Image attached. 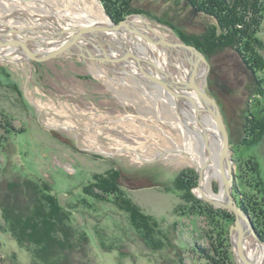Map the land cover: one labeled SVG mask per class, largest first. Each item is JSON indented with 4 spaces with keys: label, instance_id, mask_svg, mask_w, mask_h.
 <instances>
[{
    "label": "rangeland",
    "instance_id": "1",
    "mask_svg": "<svg viewBox=\"0 0 264 264\" xmlns=\"http://www.w3.org/2000/svg\"><path fill=\"white\" fill-rule=\"evenodd\" d=\"M99 1L79 0L78 3L92 11L94 16L109 20L108 16H112L103 1ZM127 2V7L130 6L128 11L131 12L124 18L141 14L169 39L183 40L179 30L198 35L203 26L215 22L193 13L190 7L183 4V0L168 3L161 0ZM119 3L111 0L110 7L120 10L122 4ZM54 11L62 15H56ZM84 13L71 0H0L1 17L16 27L31 25L39 28V31L51 32L56 28L91 23V17ZM259 18L253 21L249 18L243 25L247 30L249 26L252 31L256 29L255 33L253 31L255 45L257 47L258 44L263 56L264 12ZM32 35L43 36L40 32ZM136 37L140 36L104 32L101 38L87 41V45L97 53L100 50L96 45L101 42L107 53L111 48L114 52L126 49L165 65L155 53L148 52L143 46L146 44H141L142 41ZM31 43L40 48L34 41ZM55 45L50 44L42 50ZM95 47L98 51H95ZM119 54L122 53H117L116 57ZM10 55L15 60H0V182L19 177L48 181L61 203L66 207L72 206L73 224L89 232L93 264H210L202 251L208 249L215 254L212 244L219 247L217 240H222L223 235L220 238L219 229L205 214L184 208L187 202L181 198L179 191L172 188L175 179L183 171L190 179L196 176L192 191L197 198L215 209L235 213L215 206L198 194V188L202 185L200 171L186 154L200 150L202 140L205 149L209 148L210 141L202 130L200 144L197 139L192 140L193 151L187 149L182 128L178 126L184 119L170 101V98L176 99L172 95L166 96L168 92L166 95L164 91L160 92L156 83L147 80L143 73L141 76L135 67H130L133 58L115 63L73 53H64L45 61L30 60L17 51ZM205 56L208 63L206 89L218 102L230 135L236 178L233 195L240 193L239 198L244 199L246 191L253 193L254 189L248 184L255 175L250 174V180L242 182L240 167L243 162L254 159L264 180V136L252 142L251 131L246 128L247 118L264 119V73L258 72L254 77L229 49ZM173 61L177 65L180 63L178 57H173ZM124 62L128 64L127 67H122V64L126 66ZM178 73L182 75V72ZM180 77L185 78L184 75ZM175 81L180 82V78H175ZM156 95L165 97L159 99ZM185 104L180 103L181 110L186 108ZM188 112L186 125L197 127L194 120L199 121V113L192 108ZM206 117L209 125L208 113ZM190 129L194 132L197 130ZM206 129L212 133V125ZM135 151L142 152L144 159L132 153ZM111 173L120 175L118 183L123 193L137 203L145 214L156 218L160 227L168 230L173 246H167V241L166 245L162 242L165 245L163 249H151L155 246L146 242L132 228L129 216L112 200H96L84 194L85 185L95 179L106 181ZM207 187L213 193L224 190L222 181L216 178L211 180L209 186L205 185L206 191ZM4 190L1 185L0 199L4 197ZM96 191L104 193L100 189ZM82 199H86L91 206L81 202ZM250 215L256 227L253 215ZM220 220L221 223L226 221L224 217H220ZM235 220L229 224L226 233L230 242L227 248L232 259L239 264L230 234ZM2 221L0 209V224ZM253 241L254 245L264 248V243L259 245ZM223 243L222 249H225ZM0 264H31L28 252L2 228Z\"/></svg>",
    "mask_w": 264,
    "mask_h": 264
},
{
    "label": "trees",
    "instance_id": "2",
    "mask_svg": "<svg viewBox=\"0 0 264 264\" xmlns=\"http://www.w3.org/2000/svg\"><path fill=\"white\" fill-rule=\"evenodd\" d=\"M102 1L116 22L131 12L128 11L130 8L127 7L128 0H117L122 4L120 10L110 7L111 0ZM161 1L168 3L176 0ZM183 2L194 11L193 13L215 20L214 23L207 24V27L203 26L198 35L179 30L184 41L196 45L207 56L218 50L229 49L238 56L244 68L254 77H257L258 72L264 73V55L260 54L258 44L257 47L255 45L253 31L255 33L256 29L252 31L250 30L252 27L249 26L250 29L247 30L243 25L249 18L252 21L260 19L259 15L264 12V0H183ZM246 128L250 129V139L255 142L264 136V119L247 118ZM257 164L251 158L240 167L242 182L250 180V174L255 175L254 181L251 179L253 182L250 181L248 184L255 191L253 190V193L246 191L244 199L239 198L240 193L234 195L239 205L253 215L257 230L264 239V180ZM111 174L106 181L95 179L96 181L85 185L84 194L96 200L104 198L112 200L129 216L132 228L146 242L155 246L151 249H163L167 241V246L170 244L173 246L168 230L160 227L156 218L145 214L137 203L123 193L119 188V174ZM196 179V176L190 179L183 171L175 179L172 188L179 191L181 198L187 202V207L184 208L205 214L211 223L215 224V228L219 229L220 238L223 235L222 240H217L221 244L219 247L215 246V243L212 244L215 254L208 249H203L202 253L210 264H237L227 248L230 242L226 234L229 231V224L235 220V215L224 209H215L211 204L197 198L192 191ZM1 185L5 188V193L0 199L3 220L0 228L9 232L19 246L28 252L31 264H93L89 232L73 224L72 206L66 207L61 203L48 181L19 177L2 180ZM95 188L104 193L97 192ZM81 202L91 206L86 199H82ZM220 217H224L226 221L221 223ZM222 241L225 249H222ZM162 242L165 243L164 246ZM177 254L179 255V252Z\"/></svg>",
    "mask_w": 264,
    "mask_h": 264
},
{
    "label": "water",
    "instance_id": "3",
    "mask_svg": "<svg viewBox=\"0 0 264 264\" xmlns=\"http://www.w3.org/2000/svg\"><path fill=\"white\" fill-rule=\"evenodd\" d=\"M136 15L144 18L141 14ZM130 16L132 15H128L118 23L114 22L112 18L108 16L111 20L109 25H70L53 29L51 32L46 30L39 31L35 26L31 25L16 27L12 23L8 24V21H5L4 17L0 16V24L3 26H0V50H9V52L19 51L26 55L28 59H34L36 61H45L47 59L56 58L64 53H73L84 58L99 60L101 62L121 63L125 60H131L133 58L141 72L146 76L145 78L163 88V91L166 90L171 95H177L180 97L181 95H185L184 90L186 88L193 89L213 118L223 144L219 158V166L221 169L220 177L224 189L225 200L224 202L217 204L209 198H203L214 203L215 206L225 207L235 213L236 220L231 226L230 234L232 246L236 251V258L239 264H259L256 254H253L250 250H248V238L252 237L259 245L264 243V240L259 236L249 211L240 206L233 195V186L236 180L235 167L232 159L230 135L227 130L223 114L216 99L211 96L206 89L207 79L199 81L196 77L195 62L193 58L194 53L202 56L207 63L205 54H203L196 46L188 44L183 40L169 39L161 34L150 35L148 30L152 32L155 30L149 23L146 24V29L148 30L144 31L129 22ZM120 30H126L128 33H132L133 35H139L145 41H150L151 43L159 45L166 53V60L169 67L175 66L173 54L176 50L179 54L186 53L190 60L189 80L187 79L188 81L180 82L175 81V79L171 76L172 74L170 73L169 68L166 69L165 66L163 67L161 63L151 57H141L131 51H128L119 57H112L106 52V49L103 47L101 42L98 45L95 44L100 50L99 53H94L86 43L88 40L87 36L94 35L96 32H118ZM39 32L42 33L43 36L38 37L36 35H30L38 34ZM31 41H34L39 47H46L48 44L53 43L57 44L42 52L36 49L32 45ZM176 88L182 90V92L180 93L176 91Z\"/></svg>",
    "mask_w": 264,
    "mask_h": 264
},
{
    "label": "bare ground",
    "instance_id": "4",
    "mask_svg": "<svg viewBox=\"0 0 264 264\" xmlns=\"http://www.w3.org/2000/svg\"><path fill=\"white\" fill-rule=\"evenodd\" d=\"M71 1L72 2L75 1L76 4L78 5V7L80 9H82V10L85 11L84 15H87L88 17H91L90 19H91L92 22L91 23H86V25H92V24L109 25L111 23V20L110 19L108 20L107 18H98V17L94 16L92 11L90 12V10L87 9V7H82L78 3L79 0H71ZM88 12H90L91 14H89ZM54 13L56 15H62L61 13H57L55 11H54ZM67 13H69V12H67ZM39 21L40 20L38 19L37 22H39ZM129 22L132 25L138 26L139 28L143 29L144 31L145 30L147 31L146 24L149 23V22L146 19H144L142 17H139L138 15H133V16H130L129 17ZM82 25H85V24L83 23ZM0 26L3 27L1 24H0ZM154 30H155L154 32H152V31L149 32L148 31L149 34L150 35L161 34V35H164V36L167 37L166 34H162L158 29L154 28ZM106 32H108V31H106ZM118 32H123L126 35H132V36H135L136 35V34L133 35L132 33H128L126 30H120ZM31 33H32V31H31ZM102 33H104V32H96L94 35H90L88 37V40L87 41L90 42V41H92L95 38H101L102 37ZM30 35H32V34H30ZM136 38L139 41H142L141 44L145 43L147 45L146 46V45L143 44V46L145 47V49L148 52L151 51L152 53H155V55H157V58H159L160 60L164 61L165 65L164 64L163 65L166 67V69L169 68V64H168V62L166 60V53H165V51H163V49L160 46H157V44L155 45V43L154 44H152V43L149 44L142 37H136ZM87 41H86V43H87ZM49 45L50 44H48L47 46H49ZM36 46H38V45L36 44ZM42 49H44V48L40 46V48L38 50L44 52L45 50H42ZM95 49H96L95 51H98V49L96 47H95ZM127 51H129V50H126L125 49V51H122V50L119 49V50H116L114 52V50H112V48H111L109 50L108 54L109 55H112L113 57L114 56L116 57V56H118L117 53H120L121 52L122 54H119V56H122ZM11 53L12 52H9V50H0V60H4L6 58L14 59V57L12 55H10ZM17 53L19 55L24 56V54L21 53V52H19V51H17ZM98 53H99V51H98ZM173 57L174 58L175 57H178V59L180 61V63H178V65L180 67L177 64H175L174 67H171V70H169L170 73L172 74L171 76L173 77V79H175V78L178 77V78H180V81H188L189 80V77H190V60H189L188 55L186 53H180L179 54V52L176 50L174 52V54H173ZM193 58H194V62H195L196 77H197V79L199 81H204V79H207V73H208L207 69H208V65L205 62V60L203 59V57L202 56H199L197 53H194ZM128 61H130V60H128ZM158 62L160 63V61H158ZM130 63L132 64V65L130 64V67H132V66L135 67L136 68V71L138 73H141V76H143L141 70L139 69V67L136 66V62L135 61H131ZM124 64L126 66H124L122 64V67H127L128 66L127 63L124 62ZM183 68L185 69V72H184ZM174 71H176V74H174ZM178 72H182V75H180ZM183 75L185 77L184 80L181 79V77H180V76H183ZM159 89H160V92H163V90H164L161 87ZM176 91H178L180 93L182 92V90H179V89H177ZM164 93L166 95L167 91L165 90ZM184 93H185V95H181L180 97H178L177 95H172V97H174L176 100H172L170 98V101H171V105L173 107H175V110H177L180 113V115L183 117V119H184V122L182 120L183 123L182 124L179 123L178 126L180 128H182V135L185 138V141L187 143L186 144L187 145V149L188 150H192V148H191V141L192 140L197 139L198 140V143L200 144V140H202V134L200 132L202 130H203V133L205 135V138H208L209 141H210V144H208V147L209 148H206L205 149L204 143H203V140H202V144L199 145L200 146V150H196V152H195L197 154H195L193 150H192L193 153L192 152H189V153L186 154V155H188V156L191 157L192 161L194 162V164L196 165V167H198V169L200 171V174H201V184L202 185H201V187L198 188V190H199L198 194L200 196H203L204 198L205 197L206 198H210L214 202H218V204H219L221 202H224V200H225L224 191L221 190L219 193H213L209 189V187H207V191H206L205 185L209 186L211 180L212 179H215V178L217 180H219V182H221V177H220L221 176L220 175L221 174V169H220V166H219V158H220V153H221V150H222V146L221 145H223L222 144V140H221V137L219 136V133H218V131L216 129L215 122H214L213 118L211 117V115H210L209 111L207 110V108H205V106L202 103V101L200 100V98L193 91V89L188 88L187 90H184ZM165 95H156V96H158V98L161 99L162 97H165ZM166 96H169L170 97L171 94L168 93V95H166ZM166 98H168V97H166ZM180 103H187V104L184 105L186 108L183 109V110H181ZM192 106H195L196 109H193ZM191 108L197 114L199 113V116H198L199 121L194 120V123H195L194 125H196L197 127H194L192 125H189L188 126V125H186V122H185V119H186L187 115L190 114V112H188V111ZM184 110H186V111H184ZM202 110H203V112L201 113ZM182 111L184 113H182ZM203 113H204V116H203ZM207 113L209 114V125L210 126L212 125V133H211L210 130H207L206 129L207 127H209V125H208V118L206 117L207 116ZM192 114L193 115H196L194 113H192ZM205 114H206V116H205ZM202 116H203V118H201ZM190 128H196L197 130H195V132H194ZM212 136H214L215 138L212 137ZM132 153H134L137 157L144 159V154L142 152L135 151V152H132ZM252 239H253L252 237H249V239H248L249 240L248 241V246L250 244V247H248V250H250L253 254H256L258 263L259 264H262V263H264V248H262V246L261 247H258V245H254L255 242L253 241L254 239L253 240ZM252 246H253V248H251Z\"/></svg>",
    "mask_w": 264,
    "mask_h": 264
},
{
    "label": "flooded vegetation",
    "instance_id": "5",
    "mask_svg": "<svg viewBox=\"0 0 264 264\" xmlns=\"http://www.w3.org/2000/svg\"><path fill=\"white\" fill-rule=\"evenodd\" d=\"M4 20H5V19H4ZM4 20H3V21H4ZM5 21H6V20H5ZM7 23L10 24L9 22H7ZM13 25H14V24H13Z\"/></svg>",
    "mask_w": 264,
    "mask_h": 264
}]
</instances>
